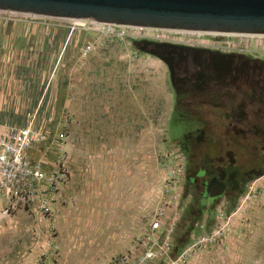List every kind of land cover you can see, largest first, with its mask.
<instances>
[{
	"label": "rangeland",
	"instance_id": "1",
	"mask_svg": "<svg viewBox=\"0 0 264 264\" xmlns=\"http://www.w3.org/2000/svg\"><path fill=\"white\" fill-rule=\"evenodd\" d=\"M90 21L0 9V128L33 121L41 140L28 156L56 178L43 218L0 203V264H119L141 253L153 220L159 234L175 222L171 264H264V118L248 91L264 73H248L264 61V34L158 42L144 38L157 30L104 34ZM153 43L190 48L173 69L179 84L223 65L217 55L236 60L234 84L176 94ZM224 156L250 178L239 195L202 201L186 177ZM190 204L195 221L181 218Z\"/></svg>",
	"mask_w": 264,
	"mask_h": 264
},
{
	"label": "water",
	"instance_id": "2",
	"mask_svg": "<svg viewBox=\"0 0 264 264\" xmlns=\"http://www.w3.org/2000/svg\"><path fill=\"white\" fill-rule=\"evenodd\" d=\"M0 9L140 28L264 34V0H0ZM163 61L172 83V64ZM224 190L214 178L205 187L209 198Z\"/></svg>",
	"mask_w": 264,
	"mask_h": 264
},
{
	"label": "built area",
	"instance_id": "3",
	"mask_svg": "<svg viewBox=\"0 0 264 264\" xmlns=\"http://www.w3.org/2000/svg\"><path fill=\"white\" fill-rule=\"evenodd\" d=\"M90 20L92 27L104 34L117 33L116 27H120L116 24ZM150 29L157 32L144 38L158 42L167 41L166 34L169 32H182L181 30ZM122 34H125V31H122ZM40 140L41 135L34 131L31 120L20 128H0V203L5 208L2 213L22 206L43 218L48 211L46 194L56 186L55 175L54 173L48 175L39 163L30 159L27 153L29 146ZM160 226V221L153 220L140 244L141 253L124 257L119 264L160 262L171 264L169 254L173 248L176 225L175 222L170 223L162 234L158 232Z\"/></svg>",
	"mask_w": 264,
	"mask_h": 264
},
{
	"label": "trees",
	"instance_id": "4",
	"mask_svg": "<svg viewBox=\"0 0 264 264\" xmlns=\"http://www.w3.org/2000/svg\"><path fill=\"white\" fill-rule=\"evenodd\" d=\"M217 60H220L223 62V65H215L212 70H209L208 72H202L201 70H196L194 72L193 76L189 77V80L187 81V84H179V81L176 79V74H173V81L172 84L175 89V93L178 94L182 90V85L185 87L187 92L190 93H210L211 91L217 92L220 90H224V87L230 86L234 84V76L236 74V70L233 68L232 64L236 63L234 57L231 55L224 56V55H217ZM216 56V57H217ZM251 62V70L248 73L255 72L258 68H261L260 66L264 65V61H258L253 60L249 61ZM262 69V68H261ZM225 70V71H223ZM264 71V69H263ZM231 88V87H230ZM248 91L250 92V96L252 99H256L259 104L261 105L263 111L261 112V117L264 118V73L260 78L255 79L254 81L250 82V85H248ZM251 99V100H252ZM255 101V100H252ZM182 114V111L178 109V107L174 108L172 111V122H174L176 119L180 121V116ZM241 116H243V113H241ZM246 117L244 116V120ZM244 120H239L238 122H243ZM259 128V129H258ZM256 129V128H255ZM255 132L260 136V133L263 134L262 138H264V129H261L260 127H257V131ZM182 138V137H181ZM190 136L189 135H183V141H189ZM184 150L187 152V145ZM190 162V161H189ZM218 163V164H217ZM220 164V165H219ZM210 167H214L215 165H218L219 168L223 171H227L230 168V158L227 156H224L222 159H215L211 160V162L208 164ZM189 166V165H188ZM264 171V169H263ZM262 171V172H263ZM189 173V170H188ZM258 174V173H257ZM262 173L257 175L259 177ZM196 174L194 176L189 177V175L186 177V184L187 186H191V181L195 179ZM192 205H188L185 207L182 219L183 220H191L195 221L198 218L194 217V211L192 209Z\"/></svg>",
	"mask_w": 264,
	"mask_h": 264
},
{
	"label": "flooded vegetation",
	"instance_id": "5",
	"mask_svg": "<svg viewBox=\"0 0 264 264\" xmlns=\"http://www.w3.org/2000/svg\"><path fill=\"white\" fill-rule=\"evenodd\" d=\"M153 44L157 47L156 52L159 56L165 58L169 63H171L174 70L177 68V60L181 58L182 52H184V50H190L188 47L179 45H169L163 43ZM201 105L202 106L197 107L201 109L203 107V103H201ZM195 174L196 178L191 181V186L201 188L203 194L202 201H214L226 192L232 195H239L243 191L246 181L250 178V171L243 170L242 167L237 165L235 161L232 160V158L230 159V168L227 171H222L218 165H215L214 167L204 165L198 166ZM213 178L218 182H222L225 186V190L221 196L209 198L206 194L205 187L206 184Z\"/></svg>",
	"mask_w": 264,
	"mask_h": 264
}]
</instances>
